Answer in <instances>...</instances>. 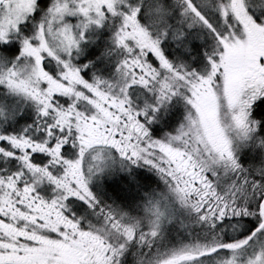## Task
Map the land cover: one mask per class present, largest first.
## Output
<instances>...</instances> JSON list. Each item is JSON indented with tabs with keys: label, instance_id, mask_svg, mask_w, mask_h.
<instances>
[{
	"label": "snow or ice",
	"instance_id": "snow-or-ice-1",
	"mask_svg": "<svg viewBox=\"0 0 264 264\" xmlns=\"http://www.w3.org/2000/svg\"><path fill=\"white\" fill-rule=\"evenodd\" d=\"M0 264H264V0H0Z\"/></svg>",
	"mask_w": 264,
	"mask_h": 264
},
{
	"label": "rangeland",
	"instance_id": "rangeland-1",
	"mask_svg": "<svg viewBox=\"0 0 264 264\" xmlns=\"http://www.w3.org/2000/svg\"><path fill=\"white\" fill-rule=\"evenodd\" d=\"M154 179V178H153Z\"/></svg>",
	"mask_w": 264,
	"mask_h": 264
}]
</instances>
